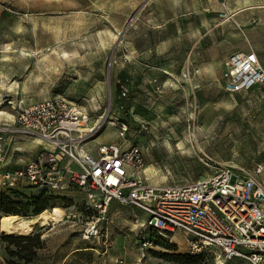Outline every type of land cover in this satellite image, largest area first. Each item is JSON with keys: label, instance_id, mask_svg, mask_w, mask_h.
I'll return each instance as SVG.
<instances>
[{"label": "rangeland", "instance_id": "obj_1", "mask_svg": "<svg viewBox=\"0 0 264 264\" xmlns=\"http://www.w3.org/2000/svg\"><path fill=\"white\" fill-rule=\"evenodd\" d=\"M236 51H253L264 67V0H0V153L13 166L32 159L37 142L20 131L19 109L59 95L100 121L86 149L140 147L150 184L219 167L264 182V85L224 91V63ZM8 204L32 228L0 231V264H199L180 237L149 233L131 206L111 203L100 238L84 240L95 213L77 190L0 188V219ZM53 207L63 221L43 226L36 217Z\"/></svg>", "mask_w": 264, "mask_h": 264}, {"label": "built area", "instance_id": "obj_2", "mask_svg": "<svg viewBox=\"0 0 264 264\" xmlns=\"http://www.w3.org/2000/svg\"><path fill=\"white\" fill-rule=\"evenodd\" d=\"M224 66L228 94L264 85V67L253 51L229 54ZM17 124L40 139L38 151L19 166L0 153V188L81 192L95 213L83 223L84 240L100 238L101 223L116 202L143 212L149 233L180 237L200 264H264V182L257 175L219 167L190 182L150 184L141 173L140 147L112 143L98 144L94 153L86 149L100 121L92 122L85 108L59 95L23 106ZM127 132L118 124L120 138Z\"/></svg>", "mask_w": 264, "mask_h": 264}, {"label": "bare ground", "instance_id": "obj_3", "mask_svg": "<svg viewBox=\"0 0 264 264\" xmlns=\"http://www.w3.org/2000/svg\"><path fill=\"white\" fill-rule=\"evenodd\" d=\"M247 2V1H245ZM66 58V55L64 54ZM35 142H40V139L33 138ZM65 213L58 207H53L50 210H45L40 213L36 218L37 221H40L43 226L48 225L50 222L53 225H57L63 221ZM34 222H32L33 224ZM30 221L25 218L18 217V216H3L0 219V231L1 233L7 236H14V235H28L31 232ZM144 257V256H143ZM139 263L141 260L139 259Z\"/></svg>", "mask_w": 264, "mask_h": 264}, {"label": "trees", "instance_id": "obj_4", "mask_svg": "<svg viewBox=\"0 0 264 264\" xmlns=\"http://www.w3.org/2000/svg\"><path fill=\"white\" fill-rule=\"evenodd\" d=\"M38 200H39V205H37V207H39V208H38V212H39V211H42L43 209H45L46 204H41V203H40V199H38ZM38 200L35 201V202H38ZM12 206H13V205H10V204H8V205H4V206L2 207V210H3L7 215H17V214H18V211H16L14 208H12ZM4 239H5V241H8V242H12V241L16 240V239H13V238H8V237H5ZM18 240H21V239H18ZM191 258H192V257H191ZM193 259H195V258H193ZM195 260H197V259H195ZM197 261H198V260H197ZM198 263L200 264L199 261H198Z\"/></svg>", "mask_w": 264, "mask_h": 264}, {"label": "crops", "instance_id": "obj_5", "mask_svg": "<svg viewBox=\"0 0 264 264\" xmlns=\"http://www.w3.org/2000/svg\"><path fill=\"white\" fill-rule=\"evenodd\" d=\"M256 54V53H255ZM257 57H258V55H256ZM258 60L260 61V59H259V57H258ZM261 63V62H260ZM262 65V64H261ZM263 66V65H262ZM110 144H112V143H110ZM92 153H94V151L93 150H90ZM116 203V202H115ZM146 216V215H145ZM146 220H147V216H146Z\"/></svg>", "mask_w": 264, "mask_h": 264}]
</instances>
